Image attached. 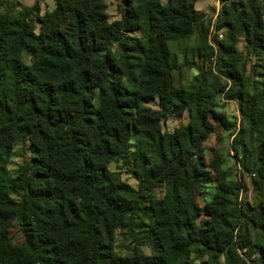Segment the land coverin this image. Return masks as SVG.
<instances>
[{
	"label": "trees",
	"instance_id": "trees-1",
	"mask_svg": "<svg viewBox=\"0 0 264 264\" xmlns=\"http://www.w3.org/2000/svg\"><path fill=\"white\" fill-rule=\"evenodd\" d=\"M199 1L126 0L120 19L109 23L101 0H56L36 33L29 21L38 5L13 18L1 11L8 0H0V264H193L197 250L210 259L203 264H235L238 229L243 242L248 226L264 234V205L253 213L237 200L231 206L220 158L211 164L220 178L211 205L203 211L196 200L210 179L204 144L216 131L211 95L204 85L174 87L170 44L197 35L213 55L211 21L197 11ZM220 1L215 30L226 36L211 43L217 70L230 82L221 92L237 102L246 125L233 150L264 186V83L244 77L238 49L243 39L248 53L264 57V0ZM157 97L171 107H145ZM185 112L186 126L162 134V120ZM132 131L141 171L131 168ZM18 142L29 144L33 160L11 176ZM113 163H122L138 191L118 180ZM203 213L208 219L198 225ZM139 221L149 222L146 237ZM15 223L19 246L10 236ZM119 230L151 255L117 256ZM256 264H264V253Z\"/></svg>",
	"mask_w": 264,
	"mask_h": 264
},
{
	"label": "rangeland",
	"instance_id": "rangeland-1",
	"mask_svg": "<svg viewBox=\"0 0 264 264\" xmlns=\"http://www.w3.org/2000/svg\"><path fill=\"white\" fill-rule=\"evenodd\" d=\"M125 1L101 0L109 23L120 19V11L125 6ZM166 1L162 0V3H166ZM36 5L40 7V12L39 14H34L29 23L35 32L39 33L45 16L56 10V0H8V4L1 11L5 16L9 15L15 18L25 9H32ZM196 8L211 21L208 39L209 44L214 48L213 55H211V52L207 53L202 49V44L196 41L197 35L187 41H175L170 44L172 57L176 61V68L173 73L174 87L186 92H194L201 85H204L211 95L209 121L216 127V131L204 144L206 149V171L209 173L210 179L206 180L203 193L201 196L196 197V200L203 211L211 205L220 182L219 175L212 171L211 164L214 160L220 158L223 176L226 179L227 186L232 191L230 196L232 200L231 206L237 200L240 205L247 206L250 210L249 212L253 213L254 209L264 205V186L257 182L255 175L243 171L240 165V158L237 157L233 150L235 138L246 125L242 123L237 102L227 100L221 92L222 88L226 87L228 89L230 87V82L217 70V47H214L213 43H211L215 37H218L219 41H223L226 36L225 30H221L218 33L215 30L222 4L220 0H201L197 3ZM135 36L140 35L136 34ZM238 49L243 53V60L239 63V69L244 77L248 78L253 84L264 83V57L248 53L243 39L238 43ZM206 54H209L211 58H205ZM24 59L27 63L30 61L27 54H25ZM145 107L152 111H160L164 107H171V104L157 97L148 104H145ZM189 121L190 116L188 112H185L181 116H170V118L161 121V132L162 134L173 133L180 127L186 126ZM138 140L139 134L132 131L129 150L132 162L131 168L141 171ZM144 155L147 156L149 162H155L154 153L151 150H146ZM32 160L33 157L29 144L18 142L15 145L12 158L7 165L9 174L15 176L21 166L32 163ZM110 170L116 174L121 183L138 191L139 183L122 163H113L110 166ZM13 195L16 197L15 194ZM145 195L147 197L148 194ZM152 195L157 198L163 197L164 189L161 187L156 188ZM207 219L208 217L203 213L197 224L202 225ZM137 223V232L139 235L146 237L147 234L144 231L147 230L146 227L149 222L139 221ZM239 227L245 230L243 222L240 223ZM247 230L249 241L246 242H243L239 229L237 231L235 244L239 248L234 251L235 264H256L264 253V234L249 226ZM10 236L14 245L19 246L24 242L17 223L12 226ZM241 245L243 248H240ZM113 248L117 256L124 258L139 254L151 255L150 248L136 244L126 230H119L116 233ZM209 260L204 251L197 250L192 253L190 263L203 264ZM222 261L224 260L222 259Z\"/></svg>",
	"mask_w": 264,
	"mask_h": 264
},
{
	"label": "crops",
	"instance_id": "crops-1",
	"mask_svg": "<svg viewBox=\"0 0 264 264\" xmlns=\"http://www.w3.org/2000/svg\"><path fill=\"white\" fill-rule=\"evenodd\" d=\"M200 1H201V0H200ZM200 1H199V2H200ZM197 3H198V2H197ZM196 5H197V4H196ZM196 9H197V8H196ZM197 10H198V9H197ZM198 11H200V10H198Z\"/></svg>",
	"mask_w": 264,
	"mask_h": 264
},
{
	"label": "bare ground",
	"instance_id": "bare-ground-1",
	"mask_svg": "<svg viewBox=\"0 0 264 264\" xmlns=\"http://www.w3.org/2000/svg\"><path fill=\"white\" fill-rule=\"evenodd\" d=\"M212 33V32H211Z\"/></svg>",
	"mask_w": 264,
	"mask_h": 264
}]
</instances>
